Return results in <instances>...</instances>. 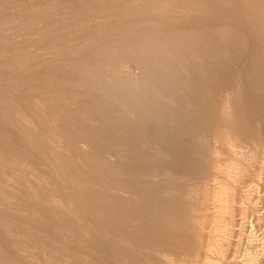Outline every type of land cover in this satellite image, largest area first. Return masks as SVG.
Wrapping results in <instances>:
<instances>
[{"label": "rangeland", "instance_id": "1", "mask_svg": "<svg viewBox=\"0 0 264 264\" xmlns=\"http://www.w3.org/2000/svg\"><path fill=\"white\" fill-rule=\"evenodd\" d=\"M152 2L0 0V264H166L170 259L171 264H184L189 259L204 264L205 255L213 264H264L262 90L248 89L249 94L258 96L263 108L256 121L233 124L218 113H212L209 120L206 115L197 119V114H187L192 116L187 120L194 124L188 127L191 137L198 141L181 146L196 151L186 155L195 162L210 160L215 165L211 168L204 163L200 167H176L158 160L152 142L142 140L145 133L129 135L123 142L124 149H118L115 137L103 142L102 126L97 122L93 130L88 127L89 140L108 148L106 151L118 158V165L125 169L139 165L156 168L163 172L154 180L159 187L172 186L190 194L182 205H173L174 218L148 200L128 202L126 208L133 210L122 212L118 204L130 197L126 189L101 172L88 149L74 151L70 147L72 134L78 129L69 120L73 102L81 109L99 108L96 103L80 102L79 87L87 64L100 58H85L80 64L63 67L62 59L52 57L48 50L54 47L57 52H68L77 47V56L85 57L88 52L89 56L101 41L116 40L126 30L139 31L141 26L131 18L147 14L140 8ZM213 10L214 27L230 25L242 30L239 23L248 24L231 7L216 5ZM251 13L264 34V8ZM260 39V43L247 39V45L262 47L264 39ZM90 44L89 51H81V46ZM226 52L233 75L235 68L230 65L236 56ZM120 62V68L135 74L138 71L133 60ZM229 75L224 74L218 84L209 83L212 100L220 99L217 93L225 95L232 79ZM39 101L46 104L39 105ZM136 131L138 126L132 132ZM79 154L81 163L75 158ZM249 154L253 155L251 159L247 158ZM96 177L101 178L98 185L85 183ZM70 179L84 181L77 185L86 189L70 187ZM142 187L136 191L151 189ZM82 190L94 196L85 198ZM214 192L218 198L214 199ZM106 196L118 199L109 204ZM102 197L104 200H99ZM148 209L156 218H125L133 216L127 212ZM133 219L141 222L140 232L128 223ZM112 240H119L120 247L110 244ZM206 243L212 245L210 253L203 247Z\"/></svg>", "mask_w": 264, "mask_h": 264}, {"label": "bare ground", "instance_id": "2", "mask_svg": "<svg viewBox=\"0 0 264 264\" xmlns=\"http://www.w3.org/2000/svg\"><path fill=\"white\" fill-rule=\"evenodd\" d=\"M137 1L132 0L133 3ZM216 5L222 8H233L236 13L247 19L248 24L238 22L242 25V30L230 25L214 27L211 22L216 20L213 10ZM263 8L264 0H154L150 4L141 6L140 9H145L147 14L131 18L133 23L141 26L139 31L126 30L124 33H120L116 40L101 41L96 52L89 56H87L89 52L85 57L77 56L80 54L77 47L68 52H57L54 47L48 50L52 57L62 59L60 62L63 63V67L83 62L82 59L85 58H100L98 61L94 60L93 64H87L88 69L85 70L86 73L83 75L81 87H79L80 102L82 104L96 103L99 108L90 110L88 107H82L81 109L76 101L73 102L74 105L70 108L72 115L69 120L78 129L76 133L72 134L73 141L70 147L74 151L88 149L90 157L96 161L101 172L106 173L113 182L126 189V194L130 197L126 198V201L121 199L124 201L123 204L118 201L122 212L133 210L131 207V209L126 208L131 201L148 200L155 205L154 208L165 209L171 216L170 218H174L173 205L179 203L182 205V201L185 202L189 199L190 194H184L172 186L159 187V182L154 180L160 177L163 172L156 168H145L139 165L125 169L124 166L118 165V158L108 153L106 151L108 148L100 146L96 141L89 140L88 127L93 130L95 126H98L93 123L97 122L102 126L103 142H106L110 137H115L113 141L116 142L118 147L115 148L118 149H124L122 148L123 142L129 139V135L142 132L146 134L142 140L152 142L155 157L158 160H164L176 167H200L204 163L211 168L214 164L210 163V160L195 162L186 155L196 151L184 150L181 146L191 144L192 140L198 141L197 138L191 137L192 132L188 127L194 124L187 120L189 117L192 118L187 114H197V119L206 115L209 120L212 113H218L233 124L239 123L241 120L256 121L258 120L256 115H262L263 108H261L258 96L249 94L248 89L264 92V65H262L264 64V46L250 47L247 43L249 40L260 43L262 42L260 37L264 39V34L260 27L255 25V16L251 13V10ZM126 10L127 8H125ZM262 20L264 21L263 18ZM226 21V19H222L223 24H226ZM204 27H206L205 30ZM97 30H100V27ZM155 34L162 37L157 38ZM91 45L81 46V51H89ZM224 47H227V50L235 53L236 56L230 65L235 68L233 75L232 68L229 70L228 52ZM65 56L70 57L65 59ZM225 56L226 58L222 61L211 62L212 59ZM120 60H133L138 68L136 74L128 69L120 68ZM226 73L231 74L229 76L232 78L227 83V92L224 96L217 93L220 99L212 100L209 83L212 81L216 84L222 82L224 80L222 76ZM45 104L46 101H39V105ZM134 120L137 123L132 122ZM41 121L44 120L40 119ZM28 122L30 123V121ZM137 126L139 131L132 132ZM182 138H187L189 141L185 142L181 140ZM122 151L124 152V150ZM251 157L253 155L247 158L251 159ZM75 158L76 161L82 162L80 154ZM125 158L128 159V157ZM235 170L238 171V169ZM214 178L212 181H215ZM100 181L101 178L96 177V180L91 179L85 183L96 186ZM71 182L73 186L70 187L86 189L77 185L84 181L71 180ZM139 186H143L142 188L151 187V189L136 191L137 188H140ZM80 193H82L81 196L88 199L94 196V193H90L88 190H82ZM214 195H216L215 192ZM31 196L35 197L36 193L32 192ZM216 196L214 199L219 195ZM95 197L97 196L95 195ZM116 197L118 196H106L109 200L106 201L109 204L116 202L118 199ZM99 200L103 201L104 199L102 197ZM45 202L52 201L45 200ZM134 212L138 216L133 212H127L133 216L125 218H152V216L156 218L154 212L149 209L139 212L134 210ZM58 215L54 216L58 217ZM128 223L132 224L136 231L142 230L139 220H129ZM170 223L174 222L171 220ZM110 244L120 247L119 240H112ZM203 247L209 253L212 250V245L209 243ZM90 250H92L91 247ZM158 254L162 255V253ZM203 262L204 264H213L210 257L206 255L203 257ZM165 263L171 264L173 260H165ZM182 263L194 264L190 259Z\"/></svg>", "mask_w": 264, "mask_h": 264}]
</instances>
